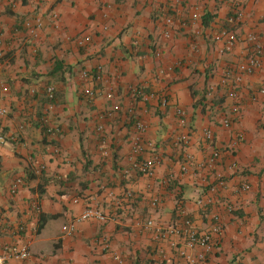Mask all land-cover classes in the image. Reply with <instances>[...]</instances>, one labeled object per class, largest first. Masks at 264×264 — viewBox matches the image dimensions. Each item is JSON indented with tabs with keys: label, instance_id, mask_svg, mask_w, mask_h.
<instances>
[{
	"label": "crops",
	"instance_id": "crops-1",
	"mask_svg": "<svg viewBox=\"0 0 264 264\" xmlns=\"http://www.w3.org/2000/svg\"><path fill=\"white\" fill-rule=\"evenodd\" d=\"M235 5L236 0H0V105L8 108L0 115V244L27 248L30 255L10 264H189L144 226L148 219L170 225L180 208L200 228L220 215L214 251L197 264H264V53L261 68L239 86L238 99L218 85L227 65L251 53L249 34L264 48V0H242L244 18L233 27L239 41L221 54L213 34L230 26ZM36 17L44 26L35 36L24 22ZM50 85L56 88L52 103L46 97ZM132 85L143 87L146 97H132ZM85 86L96 89L94 99L83 94ZM138 119L147 126L141 153L133 150ZM53 126L60 131L50 133ZM204 129L212 130L213 142ZM239 135L242 141L230 150ZM214 149L221 151L217 171L226 188L203 210L197 200L207 185L182 165L187 154L204 161ZM155 155L160 162L153 174H143L136 165ZM18 179L22 183L12 192ZM245 183L248 190L241 188ZM154 195L161 198L156 207ZM88 207L114 218L81 221L66 234L63 227Z\"/></svg>",
	"mask_w": 264,
	"mask_h": 264
},
{
	"label": "built area",
	"instance_id": "built-area-1",
	"mask_svg": "<svg viewBox=\"0 0 264 264\" xmlns=\"http://www.w3.org/2000/svg\"><path fill=\"white\" fill-rule=\"evenodd\" d=\"M178 2H183L185 0H176ZM242 0H236L235 12L232 14L228 21L230 26H224L220 28L217 32L213 34V40L215 42H220L222 45L218 49L219 53H224L233 49V47L239 41V37L236 33V30L233 28L236 24L240 23L244 18V12L242 11L241 6ZM55 24L58 23V14L53 13L52 15ZM200 14L194 13L192 18L194 20L199 19ZM165 22L167 26L173 24L172 17H166ZM24 25L31 34L37 35L38 32L43 28L44 22L41 17H36L34 19H28L24 22ZM165 36L167 38L171 37L170 30L165 31ZM247 42L251 44L252 51L243 60L237 65H227L224 68L223 74L219 78L218 85L225 89V94L234 99L239 98V86L243 84L245 77L254 74L262 66V56L264 53V48L259 42L256 34H249L247 36ZM4 42L0 38V56L2 55V48ZM2 70V65L0 66V73ZM89 74L87 71L82 72V77L85 80H88ZM99 75H94L93 79H99ZM2 90L7 91V85H2ZM213 90V88H211ZM115 93V87L110 86L107 90V97L112 98ZM130 93L132 97H146L145 91L141 86H130ZM56 88L54 85H50L46 89V97L50 103L55 99ZM83 94L89 99H94L97 91L92 87L85 86ZM153 96V95H151ZM169 100L167 97L162 98V106H166ZM118 108V106H115ZM237 110V107H236ZM179 122L181 125L186 124L185 111L182 107L176 109ZM8 114V108L0 105V115L5 116ZM225 125H229V120H225ZM136 135L134 136L133 150L134 152L141 153L144 150V145L142 142V137L147 130L146 123L138 119L135 123ZM99 131L104 130L103 125L98 126ZM50 133H58L60 128L53 126L52 129H49ZM204 136L208 142H213L214 135L212 130L204 129ZM182 141L186 144L188 140L185 136L181 137ZM243 135L236 136L230 143L229 149L234 150L239 143L242 141ZM4 141V136L0 135V142ZM149 146L154 148L153 144L150 143ZM221 158V151L214 149L209 157L204 161H197L194 156L187 154L185 162L182 165V170L184 172L192 171L195 175L199 176L201 183L207 185V193L201 196L197 200V204L203 209L207 210L209 207L213 206L216 201V197L219 195L220 191L226 188V179L225 177L217 171V165ZM160 162L159 156H154L148 158L137 164V168L143 172L145 175H152L153 170L156 164ZM236 166V163L233 164ZM213 175L214 180L210 181V177ZM22 183L21 179H18L15 184L12 185V192H16L18 185ZM243 190H248L249 185L243 184L241 187ZM161 198L159 195L152 196L151 205L156 207L159 205ZM227 209L230 212L235 211L233 205H228ZM177 219L174 223L170 225H164L163 223H157L153 219H148L145 222V228L151 232L153 237L158 242H167L172 248L176 249L178 255L182 258H185L189 264H197L199 262L205 261L206 258L214 251L216 244V237L222 233V223L220 220V215L215 214L213 216V222L206 228H200L193 217H191L183 208L179 209ZM114 218L106 215L100 209L96 207H88L85 211L76 216L69 225H65L63 230L66 234L72 235L76 231V226L79 222L85 221L88 219H95L101 222H106L108 219ZM197 250V251H196ZM196 251V252H194ZM112 257L118 263H122L123 259L115 251L111 252ZM30 257L28 249L23 248L21 250L17 248H4L0 244V264H10V261L15 259L21 262L28 260Z\"/></svg>",
	"mask_w": 264,
	"mask_h": 264
}]
</instances>
